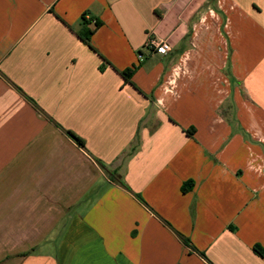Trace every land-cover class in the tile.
Returning a JSON list of instances; mask_svg holds the SVG:
<instances>
[{
    "label": "crops",
    "instance_id": "1",
    "mask_svg": "<svg viewBox=\"0 0 264 264\" xmlns=\"http://www.w3.org/2000/svg\"><path fill=\"white\" fill-rule=\"evenodd\" d=\"M0 264H264V0H0Z\"/></svg>",
    "mask_w": 264,
    "mask_h": 264
},
{
    "label": "trees",
    "instance_id": "2",
    "mask_svg": "<svg viewBox=\"0 0 264 264\" xmlns=\"http://www.w3.org/2000/svg\"><path fill=\"white\" fill-rule=\"evenodd\" d=\"M88 23H89L88 21L83 19V25H82L81 29L76 32L78 37L86 44H89L90 36L92 35L95 28H97L101 24V22L95 20L94 24H93V28H90V27H87ZM140 57H141V55H140ZM134 70H135V66L121 72V75L123 76V78L125 79L126 82H130V78H131ZM65 133L67 135H69L72 139H74L80 146L83 147V141L78 136H76L73 132L65 130ZM99 164L101 165V167L105 171H108L105 166H103L101 163H99ZM120 183L122 184V181H120Z\"/></svg>",
    "mask_w": 264,
    "mask_h": 264
},
{
    "label": "built area",
    "instance_id": "3",
    "mask_svg": "<svg viewBox=\"0 0 264 264\" xmlns=\"http://www.w3.org/2000/svg\"><path fill=\"white\" fill-rule=\"evenodd\" d=\"M145 46L150 48L153 51L160 52L162 54H165L168 52L171 48L170 43L167 40H162V39H154V38H148L145 42ZM140 57V55H139ZM175 72V76H177V72Z\"/></svg>",
    "mask_w": 264,
    "mask_h": 264
}]
</instances>
